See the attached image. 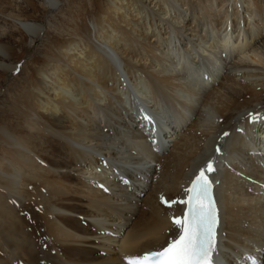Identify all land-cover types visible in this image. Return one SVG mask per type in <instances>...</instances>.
Here are the masks:
<instances>
[{
  "label": "bare ground",
  "instance_id": "1",
  "mask_svg": "<svg viewBox=\"0 0 264 264\" xmlns=\"http://www.w3.org/2000/svg\"><path fill=\"white\" fill-rule=\"evenodd\" d=\"M230 1L100 0L90 25L76 24L45 55L28 82V102L19 100L29 139L0 127L20 154L10 168L0 165L10 203L0 202V264H125L159 250L178 232L171 218L184 212L163 201L186 198L209 163L222 210L220 252L231 264L249 254L264 264V52L253 47L256 28L232 43L230 24L237 29L242 18ZM61 2L46 0L51 9ZM14 3L0 0V23L21 9ZM243 4L251 19L264 14L259 0ZM12 27L24 41L44 31L37 22ZM9 37L0 26V71L15 74L19 65L7 62L19 52ZM221 50L251 65L226 64ZM183 63L197 86L175 69ZM34 163L43 167L36 183L22 172ZM10 219L16 225L8 229Z\"/></svg>",
  "mask_w": 264,
  "mask_h": 264
},
{
  "label": "rangeland",
  "instance_id": "2",
  "mask_svg": "<svg viewBox=\"0 0 264 264\" xmlns=\"http://www.w3.org/2000/svg\"><path fill=\"white\" fill-rule=\"evenodd\" d=\"M28 1L33 6L31 5L30 7V4L26 5V3H24L22 0H14L15 2L14 4L21 5V9L15 10V12L12 14V19L11 21H9V23L8 22L0 23V26H2L4 29L6 28L10 30L14 34L13 39L9 37L8 39H4V41L12 45V47L16 49V52H19L18 56H16L12 61L7 62L10 64L19 65L18 72L14 74V73H3L0 71V90L3 91L2 96L0 98V127H8L12 132L16 134V137L18 136V138L23 139V141H27V139H29V132L25 128V123L23 119H21L18 115L19 114L18 110L21 106L19 100H23L24 103L28 102V100H24V98L26 96V92L29 87L28 82L31 76L36 72V70H38V68L42 66L43 64L42 62H44L46 58L45 55H47L48 52L56 49V46L58 45V43L59 44L63 43L65 39L67 38L68 33H70V30H72L76 24L88 23L90 25L91 18H93L98 12L97 7L99 5L98 3L100 2V0H62L59 8L51 9V7L46 3V0H28ZM259 4L263 6V10H264V0H259ZM227 6L228 5H226V7ZM104 7H107V6L105 5ZM246 7L247 5L243 4V0H236V2L234 0H231L229 2V8H228L229 11H233L234 9H240L239 17L242 18L241 24L237 26V29H234L232 20L230 21L232 24H230L231 27L229 26L230 27L229 38L231 40L233 39L232 43L233 42L235 43V39H237L238 37L241 38V40L245 36H247L248 38L249 36L247 35V33H249L248 30L251 31L252 28L259 29V37L257 38L256 41L254 40L253 47L254 49L257 48V51L262 53L264 52V47L262 43V39L264 38V14L256 12V14L251 19L249 12L245 11ZM230 17H231L230 19H233V20L235 19L234 15L232 14L230 15ZM18 20L40 23L41 25H43L44 31L40 35L39 38L30 37L24 41L21 39L20 32L16 28L12 27L14 26V23L18 22ZM244 22L248 23L246 28H245ZM203 35L205 39L207 38L209 39L208 43H211L212 40L219 39V37L216 35H214V39H212V36L210 37L209 34H203ZM223 36L224 34L221 35V37ZM235 36L236 37L238 36V37L236 38ZM23 44H24V47H23ZM217 55L218 57L221 56L226 64L234 63V62L238 64L239 62H242L239 64L240 65L241 64L251 65V63H249V61L243 58L242 54L240 53H236V54L230 53L229 54L228 52L225 53V51L221 50V52L217 53ZM187 58L191 62L190 56L189 57L187 56ZM170 59L171 57L168 59V61ZM205 59L209 60L210 58L207 57ZM0 61H3L1 57H0ZM169 62L171 63L172 60H170ZM196 63L198 62L196 61ZM209 64H212V62ZM184 67H185L184 63L181 65H177L176 68L174 66L175 69L179 68L178 71L180 70L183 71V72L181 71L182 75L185 74L184 72L185 70L183 69ZM219 69L221 70L220 67L218 68V70ZM239 75H240L239 78H241L243 76V73L239 72ZM201 76L202 77L206 76L207 77L206 79L209 78V75L206 72L201 73ZM184 77L186 78L190 86H193V85L197 86L198 80L195 81L194 77H191V75H188V74L184 75ZM216 79L218 78L217 77L215 78L214 83H216V81L218 82V80ZM201 80H200L201 83L202 81L207 82L204 78L202 81ZM205 84H208V83H205ZM130 85H131L130 86L131 91H133L134 93L135 86L132 83ZM148 86H149L148 84H143L140 87V92L142 93L143 96L147 97V95L150 94L149 92L151 89ZM200 89H201V92L202 90H204L202 86L200 87ZM123 96H124L123 98L126 101L129 100V96L126 93H124ZM18 154H19L18 152L10 148V146L6 145L0 137V158H1L0 165H4L3 168H10L14 164L16 159L19 158L20 154L19 155ZM10 163L11 165H9ZM34 165L35 167L32 164L30 166V169L26 168L25 170H22L23 173L28 174L29 176L28 179H30L32 183H36L40 181L38 180L37 172L38 171L40 172L43 170V167L40 166L38 163H34ZM3 183L4 182L0 180V186H4ZM26 185L28 187L29 182ZM1 192L2 191H0V202H2L4 205L5 204L9 205L10 203H8L9 201H7L6 199L7 197H5L6 195ZM24 218L26 217H23V220ZM27 220H29V218ZM14 221L16 220L15 219L8 220L7 224L5 223V226L8 229H11V225L12 227L13 226L15 227L16 224L14 223ZM17 223L19 224L18 221ZM23 228L26 230L25 225L24 227H22V229ZM2 256H3V253H1L0 251V257Z\"/></svg>",
  "mask_w": 264,
  "mask_h": 264
},
{
  "label": "snow or ice",
  "instance_id": "3",
  "mask_svg": "<svg viewBox=\"0 0 264 264\" xmlns=\"http://www.w3.org/2000/svg\"><path fill=\"white\" fill-rule=\"evenodd\" d=\"M211 169L209 163L200 170L192 186L184 190L186 198L163 201L168 207L177 203L186 206L181 216L171 218L177 234L163 248L146 253L131 264H214L218 218L209 195L212 182L205 175Z\"/></svg>",
  "mask_w": 264,
  "mask_h": 264
}]
</instances>
